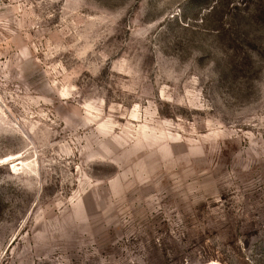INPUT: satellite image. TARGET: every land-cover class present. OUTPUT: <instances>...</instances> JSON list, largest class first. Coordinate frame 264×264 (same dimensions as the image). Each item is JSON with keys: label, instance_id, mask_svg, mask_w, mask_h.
Masks as SVG:
<instances>
[{"label": "rangeland", "instance_id": "rangeland-1", "mask_svg": "<svg viewBox=\"0 0 264 264\" xmlns=\"http://www.w3.org/2000/svg\"><path fill=\"white\" fill-rule=\"evenodd\" d=\"M0 264H264V0H0Z\"/></svg>", "mask_w": 264, "mask_h": 264}]
</instances>
